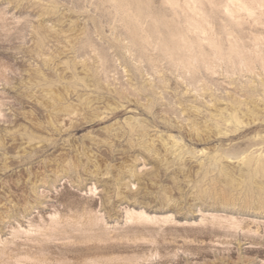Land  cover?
Returning <instances> with one entry per match:
<instances>
[{
    "label": "rangeland",
    "instance_id": "374dc122",
    "mask_svg": "<svg viewBox=\"0 0 264 264\" xmlns=\"http://www.w3.org/2000/svg\"><path fill=\"white\" fill-rule=\"evenodd\" d=\"M171 7L0 0V264H264V171L217 168L264 141V110L254 108L264 104V24L237 14L247 60L235 62L211 57L215 21L164 49L151 16L173 22ZM216 104L252 110L225 126L212 118ZM61 107L75 113L60 129L50 111ZM159 135L179 154L164 157L151 143ZM19 138L42 143L22 155ZM203 152L216 160L199 169L189 160Z\"/></svg>",
    "mask_w": 264,
    "mask_h": 264
},
{
    "label": "bare ground",
    "instance_id": "6f19581e",
    "mask_svg": "<svg viewBox=\"0 0 264 264\" xmlns=\"http://www.w3.org/2000/svg\"><path fill=\"white\" fill-rule=\"evenodd\" d=\"M164 2H166V3H168V4H170L172 7V16H171V19H172V21L173 22H167V21H165V20H162V19H159L158 17H155L154 15L153 16H151V19L153 20V21H151L153 24H154V21H156V22H159V24H160V26H162L163 28H164V35H163V37H162V47L164 48V49H174V48H178V46H180L181 45V41H183V35H184V33H186L187 31H184V29L185 28H190V29H193V30H200V29H202V28H204L205 27V25L207 24V23H209L210 21L211 22H213V21H215V22H217V24H218V31H216L215 33H219L220 34V38L218 39V40H216V38H213V37H210L209 38V40H208V38H206V40H208L209 42V45L212 47V51H211V57L212 56H215V57H217V58H227V59H231V60H233V61H238V62H242V61H246L247 60V56H246V54H247V52L245 53V52H243V46H241V45H239L238 44V42L239 41H241V39H243L242 38V36L240 35V31H242L241 30V28H240V26H241V22L237 19V14L240 12V11H243L245 14H247L248 16H251L252 17V19H253V21H255L256 23H263L264 24V0H163ZM123 10H124V8H123ZM125 13V12H124ZM127 13V12H126ZM241 13V12H240ZM127 15V14H126ZM243 16V15H242ZM160 17V16H159ZM238 17H241L240 15L238 16ZM244 17V16H243ZM131 18V17H130ZM246 18V17H245ZM245 18H243V20H245ZM240 19V18H239ZM131 20V19H130ZM242 21V20H241ZM248 21H249V19H248ZM155 22V23H156ZM211 22H210V24H211ZM244 23V22H243ZM245 24V23H244ZM243 24V25H244ZM248 24H249V22H248ZM262 24V25H263ZM155 25V24H154ZM260 25V24H259ZM258 25V26H259ZM46 26V25H45ZM216 26V25H215ZM152 27H154V26H152ZM211 27V26H210ZM213 27H214V23H213ZM245 27V26H244ZM254 27V26H253ZM257 27V26H256ZM262 27H264V26H262ZM215 28V27H214ZM251 28V27H250ZM48 29V28H47ZM50 29V28H49ZM132 29V28H131ZM153 29V28H152ZM205 29V28H204ZM216 29V28H215ZM247 29V28H246ZM249 29V28H248ZM255 29V28H254ZM264 28H262V30H263ZM188 30V29H187ZM214 30V29H213ZM232 30H234L233 32H239V34H237V36L234 38V36H233V38H234V42H233V44L231 45V46H228V48L225 46V44H223V42L224 41H226V37L228 36V35H230V32L229 31H232ZM258 30V29H257ZM51 31V30H50ZM204 31V30H203ZM202 31V32H203ZM51 32H53V31H51ZM56 32V31H55ZM137 32V31H136ZM202 32H200V33H202ZM232 32V33H233ZM236 32H235V34H236ZM242 32H244V31H242ZM133 33H135L134 31H132V35H133ZM204 33H208V32H204ZM211 33V32H210ZM217 33V34H218ZM245 33V32H244ZM261 33H262V31H261ZM209 34V33H208ZM207 34V35H208ZM218 34V35H219ZM226 34H228L227 36H226ZM234 34V33H233ZM252 34V33H251ZM66 35H68V34H66ZM199 35V34H198ZM197 35V36H198ZM206 35V36H207ZM245 35V34H244ZM243 35V36H244ZM262 35H263V33H262ZM209 36V35H208ZM211 36H212V34H211ZM213 36H215V35H213ZM231 36V35H230ZM229 36V37H230ZM246 36V35H245ZM247 36H249V35H247ZM260 36H261V34H260ZM63 37H65V36H63ZM215 37H217V35L215 36ZM264 37V36H263ZM246 38V37H245ZM248 38V37H247ZM250 38H251V35H250ZM249 39V38H248ZM259 39H260V37H259ZM264 39V38H263ZM252 40V39H251ZM250 40V41H251ZM256 40V39H255ZM258 40V39H257ZM67 41V40H66ZM185 41V40H184ZM228 41V40H227ZM242 41H244V39L242 40ZM241 41V42H242ZM252 41H254V40H252ZM252 41H251V43H252ZM186 42H187V40H186ZM231 42V41H230ZM240 42V43H241ZM248 42V41H247ZM246 42V43H247ZM254 42H256V41H254ZM68 43V42H67ZM229 43V42H228ZM244 43V42H243ZM242 43V44H243ZM245 43V44H246ZM258 43V42H257ZM261 43V42H260ZM188 44V43H187ZM230 44V43H229ZM228 44V45H229ZM244 44V45H245ZM253 44V43H252ZM65 45V44H64ZM251 45V44H250ZM256 45V44H255ZM260 45V44H259ZM187 46V45H186ZM185 46V47H186ZM189 46V45H188ZM192 46V45H191ZM191 46H190V48H191ZM61 47V46H60ZM210 47V48H211ZM64 48H66V47H64ZM162 48V49H163ZM180 48H181V46H180ZM188 48V47H187ZM189 48V49H190ZM68 49H70V48H67V51H69ZM246 51H248L246 48H244ZM61 50V49H60ZM63 50V49H62ZM65 50V49H64ZM63 50V51H64ZM244 50V51H245ZM261 50L262 49H260V52H261ZM259 51V50H258ZM263 51V50H262ZM65 52H66V50H65ZM61 53V52H60ZM70 53V52H69ZM263 53H264V51H263ZM250 54V53H249ZM65 55V54H64ZM260 55V54H259ZM197 56V55H196ZM207 56V55H206ZM208 56H210V55H208ZM251 56V55H250ZM263 57V56H262ZM46 58V57H45ZM44 58V59H45ZM194 58V57H193ZM197 58V57H196ZM251 58V57H250ZM249 58V59H250ZM261 58V57H260ZM264 59V58H263ZM47 60H49V59H47ZM251 60V59H250ZM249 60V61H250ZM50 62H51V60H49ZM43 62H45V60H43ZM57 62V61H56ZM81 62V61H80ZM248 62V61H247ZM77 63V62H76ZM59 64H60V62H59ZM62 64V63H61ZM77 64H79V63H77ZM82 64H85V63H82ZM58 64H56L55 66H57ZM87 65V64H86ZM250 65V64H249ZM48 66V65H47ZM53 67H54V64L52 65ZM62 66V65H61ZM66 68V67H65ZM32 69H33V67H32ZM58 69V67L56 68V70ZM63 69V68H62ZM79 72L81 71V72H83V71H85L87 68H85V70H84V67L83 66H81L80 64H79ZM35 70H37V69H35ZM39 70V69H38ZM53 70H55V69H53ZM40 71V70H39ZM29 72V71H28ZM32 72H33V70H32ZM36 72V71H35ZM56 72H58V71H56ZM60 72H63V70L61 71L60 70ZM65 72H66V70H65ZM85 72H87V71H85ZM85 72H83L84 74H85ZM39 73V72H38ZM36 74V73H35ZM67 74H69V73H67ZM62 75V74H61ZM28 76H31L30 74H28ZM34 76V75H33ZM36 77H37V75H36ZM35 77V78H36ZM40 77V76H39ZM29 79H31L30 77H28ZM38 78V77H37ZM44 79V78H43ZM63 79H65V78H63ZM40 80H42V79H40ZM34 81V80H33ZM31 82V83H34V82ZM38 81V80H37ZM36 82V81H35ZM40 82V81H39ZM58 83V82H57ZM46 84H48V83H46ZM64 84V83H63ZM66 84V83H65ZM40 85V84H39ZM32 86V85H31ZM44 86V85H43ZM45 86H47V85H45ZM48 86H49V84H48ZM59 86H60V84H59ZM37 87H39V86H37ZM49 87H51V86H49ZM61 87H63L62 85H61ZM67 87V86H66ZM66 87L64 86V90H66ZM33 89V88H32ZM40 89V88H39ZM38 89V91H40V93H42V94H44L46 97H47V99H48V101H46V102H53V101H55V99L53 98V97H51V92L50 91H48V89L47 90H44L43 88L41 89V90H39ZM50 90V89H49ZM52 90V89H51ZM53 90H54V88H53ZM57 90V89H56ZM34 91H36V90H34ZM49 92H50V94H49ZM53 92V91H52ZM54 92H56V91H54ZM61 92V91H60ZM63 92V91H62ZM66 92H68V91H66ZM70 92V91H69ZM72 92H73V90H72ZM33 93V92H32ZM37 93V92H36ZM71 93V92H70ZM89 93H91V92H89ZM89 93H88V95H89ZM56 94V93H55ZM59 94V93H58ZM57 94V96H58V98L57 99H59L60 100V97H59V95ZM72 94V93H71ZM35 95V94H34ZM69 95V94H68ZM36 97V96H35ZM66 97H67V94H66ZM90 97V96H89ZM91 97H93V96H91ZM91 97L90 98H88V99H91ZM40 98V97H39ZM38 98V99H39ZM44 98V97H43ZM95 98V97H94ZM93 98V99H94ZM33 99H35V98H33ZM54 99V100H53ZM96 99V98H95ZM62 100V99H61ZM65 100V99H64ZM78 100V99H77ZM36 101V100H35ZM79 101V100H78ZM84 101V100H83ZM95 101V102H94ZM94 101H89L88 103H86V102H84V103H86L87 105V107H89V108H94V107H98L97 105V103L98 102H96V100H94ZM99 101V100H98ZM215 101V100H214ZM214 101H212V104H214ZM43 102H45V100H43ZM80 102H81V99H80ZM78 103V102H77ZM83 103V104H84ZM101 103V102H100ZM99 103V104H100ZM211 103V102H210ZM216 103V102H215ZM47 104V103H46ZM49 104V103H48ZM62 104V103H61ZM75 105H76V103H74ZM79 104H81V103H79ZM226 104H228V103H226ZM50 105V104H49ZM56 105V104H55ZM55 105H53V106H55ZM78 105V104H77ZM107 105V104H106ZM210 105V104H209ZM217 105V104H216ZM45 106V105H44ZM48 106V105H47ZM52 106V107H53ZM63 106V105H62ZM69 106V105H68ZM67 106V107H68ZM73 106V105H72ZM82 106H84V105H82ZM81 106V107H82ZM58 107V109H56V111L57 110H59L60 108H59V106H57ZM66 107V108H67ZM75 107V106H74ZM85 107V106H84ZM86 107V108H87ZM99 107H101V106H99ZM107 107V106H106ZM229 107V106H228ZM50 108V107H49ZM75 108H79V105L77 106V107H75ZM104 108V106H102V109ZM108 108V107H107ZM209 108H210V113H211V115H212V118L213 117H215L214 118V120L215 121H217L218 123H224L225 124V126H226V124L227 123H229V122H231L232 120H234V119H237L238 120V115L240 116V115H245V116H247L248 115V113H251V108H249V107H244V106H242V105H240V106H238V107H236V108H234V109H232L231 107H230V109L229 108H227L226 107V105L224 104L223 106H219V104L217 105V106H215V105H211V107L209 106ZM254 108H255V110H264V104H260V103H257L255 106H254ZM253 108V109H254ZM257 108V109H256ZM54 109V110H55ZM64 109L65 108H63V110H62V107H61V110L62 111H64ZM68 109H69V107H68ZM73 109V108H72ZM49 110V109H48ZM47 110V111H48ZM81 110V109H80ZM80 110H77V111H80ZM106 110V109H105ZM74 111V110H73ZM49 112V111H48ZM47 112V113H48ZM254 112V111H253ZM72 113V110L70 111H64V112H61L60 111V113L59 112H54V111H52V109H51V111H50V114H54V116L57 118V120L59 121V123H58V128H60L61 126H63L64 124H68V121H69V119L71 118V116H72V118H73V114L75 113H73V114H71ZM78 112H76V114H77ZM195 113H197V112H195ZM209 113V112H208ZM51 116H53V115H51ZM50 116V117H51ZM56 120V119H55ZM214 121V122H215ZM207 122V121H206ZM223 124V125H224ZM54 125V127H55V124H53ZM228 125V124H227ZM66 126V125H65ZM62 128H64V127H62ZM55 129H56V127H55ZM61 129V128H60ZM10 134V133H9ZM12 134V133H11ZM20 134H22V133H20ZM20 136V135H19ZM31 136V135H30ZM258 136V135H257ZM260 136V135H259ZM12 137H13V135H12ZM29 137V136H28ZM37 137H39V136H37ZM152 137V136H151ZM154 137V136H153ZM264 137V136H263ZM261 138L262 140L264 139V138ZM15 138H17V137H15ZM14 138V139H15ZM253 138V137H252ZM251 138V139H252ZM255 138V137H254ZM20 139V138H19ZM18 139V140H19ZM256 139V138H255ZM252 140H254V139H252ZM251 140V141H252ZM255 141V140H254ZM254 141H252V144H251V142H250V145H247L246 146V150H245V148L242 150V151H244V152H242V154L241 155H238V156H236V157H227L226 156V158L225 159H223V160H221L220 161V164H219V167H217V168H220V170L222 171V173H221V171H220V173L221 174H223L224 173V175L226 176V175H230V176H236V175H239L240 176V174L241 175H244V174H242V173H244V172H252V171H257V170H260V171H264V148L262 147V145H261V143L262 142H264V141H258V140H256V142H254ZM258 141V142H257ZM261 142V143H260ZM40 143H42V142H40ZM40 143L38 142V141H35V140H33V138H21L20 139V142H19V148H21V151H19V152H21V154L23 153V152H25V154L24 155H26V153L27 152H29V151H31V150H34V149H37V148H39V146H40ZM44 144H45V142H43ZM151 143H152V145H153V143L155 144V145H157V147H158V149H160L161 150V152H163L164 153V157H172V158H174L173 156L174 155H177V154H179L178 152L180 151V149H181V147H183V146H181L178 142V144H175V143H172V141L171 142H169L168 140H166V139H163V138H161V136L159 135V136H157V137H155V138H153L152 139V141H151ZM43 145V144H42ZM46 145V144H45ZM181 146V147H180ZM44 147V146H43ZM61 147V146H60ZM66 147V146H65ZM156 147V148H157ZM62 149V148H61ZM65 149V148H64ZM36 151V150H35ZM37 151H38V149H37ZM40 151V150H39ZM62 151V150H61ZM64 151V150H63ZM63 151H62V153H63ZM32 152V151H31ZM212 152V151H211ZM30 153V152H29ZM33 153V152H32ZM155 153H158V151H154V155H155ZM182 153H183V149H182ZM198 153V152H197ZM215 153V152H214ZM64 154V153H63ZM199 154V153H198ZM240 154V153H239ZM23 155V154H22ZM29 155H31V154H29ZM153 155V154H152ZM153 155V156H154ZM157 155V154H156ZM196 155V154H195ZM60 156V155H59ZM159 156V155H158ZM157 156V157H158ZM162 156V158H164ZM225 156V155H224ZM223 156V157H224ZM156 157V158H157ZM189 157H191V156H189ZM220 157H221V155H220ZM62 158V157H61ZM60 157H59V159H61ZM160 159H162L161 157H159ZM167 158V159H168ZM169 158V159H170ZM183 158H185V157H183ZM182 158V159H183ZM187 158V157H186ZM165 159V158H164ZM189 159V158H188ZM187 159V160H188ZM63 159H61V161H62ZM186 160V161H187ZM216 160V158H215V154H212V153H210V152H203L202 153V156L201 157H192L189 161H190V163H192V165H194V166H196L197 168H201L204 164H205V161H211V163L213 164V162L212 161H215ZM220 160V159H219ZM52 160H49V162H51ZM54 161H55V158H54ZM53 161V162H54ZM57 161V160H56ZM57 162H59V161H57ZM63 162V161H62ZM61 162V163H62ZM183 162H185V160L183 161ZM39 163V162H38ZM37 163V164H38ZM187 163V162H186ZM210 163V162H209ZM210 163V164H211ZM36 164V165H37ZM39 165V164H38ZM40 165H41V163H40ZM53 166H54V164H52ZM56 165H58L57 163H56ZM55 165V166H56ZM61 165V164H60ZM52 166V167H53ZM34 167H35V165H34ZM58 167H61V166H58ZM57 167V168H58ZM36 168H37V166H36ZM58 170V169H57ZM180 171V169H177V171ZM178 171V172H179ZM219 171V170H218ZM255 173V172H254ZM252 174V173H251ZM223 175V178L225 177ZM256 175H258V174H256ZM262 175V174H261ZM254 176V175H253ZM263 176V175H262ZM241 177V176H240ZM240 177H238V178H240ZM255 178V177H254ZM226 179H228V178H226ZM230 179V178H229ZM231 179H233L234 181L236 180V178L234 179V178H231ZM230 179V180H231ZM255 180H256V178H255ZM232 181V180H231ZM257 181V180H256ZM260 181V180H259ZM257 183H259L258 181H257ZM1 184V183H0ZM236 184V183H235ZM253 184H254V180H253ZM260 184V183H259ZM259 184H257L258 186H260ZM18 185V184H17ZM237 185V184H236ZM256 185V186H257ZM4 186V185H3ZM15 186V185H14ZM1 188H3V187H1ZM15 188H17V187H15ZM14 188V189H15ZM17 190H19V189H17ZM7 196V195H6ZM2 202L3 201H1L0 203V205H2ZM4 204V203H3ZM92 204V203H91ZM5 206V205H4ZM6 207V206H5ZM109 243H110V241H109ZM113 243V242H112ZM108 244V243H107ZM105 245V244H104ZM112 245V244H111ZM111 245L109 246V247H111ZM116 245H117V243H116ZM119 245V244H118ZM125 245V244H124ZM47 246V245H46ZM114 246V245H113ZM120 246V245H119ZM118 246V247H119ZM126 246V245H125ZM40 247V246H39ZM127 248H128V246H126ZM42 246H41V249L40 248H38V249H40V250H42ZM97 248H98V246H97ZM101 249H104L103 248V246L102 247H100ZM99 248V249H100ZM106 248H107V246H106ZM98 249V250H99ZM100 249V250H101ZM117 249V248H116ZM119 249V248H118ZM123 249H125L124 248V246H123ZM105 250V249H104ZM111 250V249H110ZM109 249H108V251H110ZM120 250V249H119ZM114 252V251H113ZM263 252V251H262Z\"/></svg>",
    "mask_w": 264,
    "mask_h": 264
}]
</instances>
